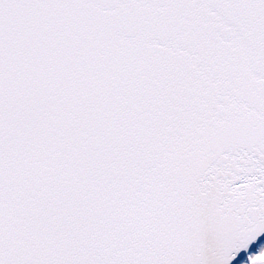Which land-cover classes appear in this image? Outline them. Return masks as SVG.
<instances>
[{"label":"snow or ice","instance_id":"6c2138e0","mask_svg":"<svg viewBox=\"0 0 264 264\" xmlns=\"http://www.w3.org/2000/svg\"><path fill=\"white\" fill-rule=\"evenodd\" d=\"M0 264H264V0H0Z\"/></svg>","mask_w":264,"mask_h":264}]
</instances>
